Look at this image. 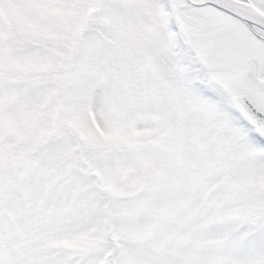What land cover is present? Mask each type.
<instances>
[{"label":"snow or ice","instance_id":"6c2138e0","mask_svg":"<svg viewBox=\"0 0 264 264\" xmlns=\"http://www.w3.org/2000/svg\"><path fill=\"white\" fill-rule=\"evenodd\" d=\"M0 264H264V0H0Z\"/></svg>","mask_w":264,"mask_h":264}]
</instances>
